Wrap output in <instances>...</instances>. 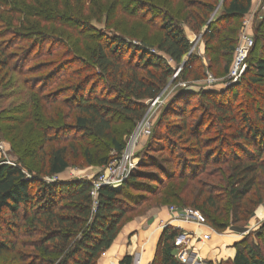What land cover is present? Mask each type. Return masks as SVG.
<instances>
[{
  "label": "trees",
  "instance_id": "obj_1",
  "mask_svg": "<svg viewBox=\"0 0 264 264\" xmlns=\"http://www.w3.org/2000/svg\"><path fill=\"white\" fill-rule=\"evenodd\" d=\"M252 1L0 0V8L6 10L0 11V101L15 88L16 94L26 92L17 108L42 111L37 119L14 118L12 131L0 126V139L11 145L13 157L9 163L0 159V253L15 252L21 244L29 251L21 255L24 264H97L121 231L123 219L151 199L192 208L217 232L248 222L264 201L259 177L264 174V123L260 119L263 126H254L247 112L240 113L239 120L230 114L240 87L260 97L264 106V51L247 59L241 81L222 92L180 91L152 133L157 152L168 151L167 158L142 160L119 188L101 186L93 194L94 180L60 176L79 151L92 161L87 141L104 143L120 155L121 137L143 119L148 102L171 80V65H184L177 80L186 81L197 72L195 56L182 62L192 45L182 25L194 32L206 27V50L217 57L224 51L228 71L236 37L232 25L249 13ZM218 3L222 11L209 22ZM92 21L102 22L104 29ZM254 35L255 42L264 40L259 26ZM18 43H26L25 48L7 52ZM40 57L52 60L38 62ZM45 70L46 75L31 82L24 78ZM65 77L69 82L56 88L54 97L43 94L46 85ZM101 83L104 86L97 92ZM192 95L203 111L194 125L186 114ZM211 111L227 115L222 120L237 125L233 140H201L203 118ZM5 119L0 117V125ZM178 139L182 146L193 142L195 153L173 159ZM215 141L219 144L209 148ZM112 159L104 156L100 164ZM204 177L222 186L210 185ZM177 235L171 226L162 230L151 264H181L173 257ZM233 247L234 258L218 264H264L260 246L249 236ZM132 262L133 257L125 256L119 264Z\"/></svg>",
  "mask_w": 264,
  "mask_h": 264
},
{
  "label": "rangeland",
  "instance_id": "obj_2",
  "mask_svg": "<svg viewBox=\"0 0 264 264\" xmlns=\"http://www.w3.org/2000/svg\"><path fill=\"white\" fill-rule=\"evenodd\" d=\"M2 10L3 9L0 8V11ZM3 11L6 12V10ZM221 11H222L221 3L215 4L214 11L211 13L209 17V22L216 19L220 15ZM246 23H248L247 26H244V24ZM91 24L99 29L102 30L104 29V25L102 22L97 23L96 21H92ZM232 26H234L236 30L234 51L230 56L228 71H225L224 67H225V62L227 60V56L225 52L221 50L219 52V56L217 57L216 54L209 55V53L206 50V38L203 37V35L205 34L207 28L204 27L199 32H194L191 31L188 26L182 25L183 32L186 38L189 40L190 43H192L190 53L183 58L182 62L186 63L190 55L195 56L197 61L195 63V68H197V72L193 73L192 75H189L188 80L186 81L177 80V77L179 76V72L183 70L184 65H178V66L171 65L174 68V72L178 70L177 71L178 74L175 77L173 76L171 78V80L167 83L166 87L160 93L158 98L153 101V103L149 102L147 104V110L143 119L138 124L135 125V127L130 133L124 134L121 137V141L123 143L122 153L120 155H117V153L114 150L105 147L104 143L97 144L94 143L93 141L92 142L87 141L89 143L87 147L91 150L92 161L86 160L83 154L81 153V151H79L78 157L71 158L69 168L62 176H60V178L65 180L72 178H83L87 180L99 181L102 178L115 175L117 171L119 172V170H117L118 167H120V169L124 167L128 169V166H130L131 164L132 166H135L134 169H138L142 160L148 161V159L152 157L166 159L167 158L166 155H168L169 152L165 150L164 153H158L156 150V144L152 136V133L156 129L157 126L156 123L160 115L166 109V107L169 106V104L174 100L175 96L180 91L181 93L186 92L192 94H197L198 92H202V91L207 93H219L229 88V85L227 83L229 82L230 73L235 59L236 47L238 46L243 34L247 33L253 39V46L247 55L246 64H247V59L248 61L249 59L254 60L263 55L261 53L262 51H264V40L255 42L254 30L259 26L262 34L264 35V0H253L249 13L239 23H234ZM6 38L8 37L6 36L5 40ZM25 46L26 43H18L16 45H13V48L7 52L18 53L20 50L25 48ZM31 58L33 59L34 57ZM39 60L40 61L38 62H41L43 60H45L44 62H46L52 59L48 57H40ZM167 62L171 64L169 60H167ZM75 68L76 67L73 66L71 71L74 70ZM247 68H248V64H247ZM46 72L47 70L40 71L32 75H26V77L24 78H26L28 81L31 82L32 81L31 78H34L35 76H42L44 74L46 75ZM68 82H69V77H65L64 79L58 80L54 83H50L46 85L45 88L43 89L44 90L43 94L49 93V97H54L53 95L54 90L61 86H66ZM103 86L104 85L101 83L98 87L97 92L101 91ZM246 91L247 90L243 87L242 88L240 87L239 89L236 90V92H238L239 94L238 101L237 103H234L232 107L234 111L230 115L235 116V118L239 120L241 115L240 113L247 112L248 118L254 126H263L262 124L259 123L260 119L264 123V106L262 100L260 97L258 96L255 97L247 93ZM234 92L235 91H232V93ZM16 93H17V89L12 88L7 91L8 97L4 99V101H0V117L5 116L6 118L5 119L6 122L1 124L0 126L3 128L5 132L13 130L14 126L16 125L14 118H22L23 116H28L32 119H37L39 118V116L42 117L41 114L42 111L40 108L38 109L32 107H29L28 109L24 107L17 108L18 107L17 100L22 96L25 97L26 92H23L21 95ZM253 99H255L254 102H251ZM187 100H188L187 101L188 105L186 106V114L190 116L188 118V122L190 125L192 124L194 125L196 124V122L200 120L203 111L201 110V104L199 103L198 97L192 95L188 97ZM251 103H253L252 107H248V105ZM238 105L240 107H238ZM1 106L6 109L1 110ZM7 109L12 110L13 112L16 113H12L10 111L11 113L9 114L7 113ZM223 117L226 118L227 115H221L218 112L211 111L210 113H208V115H206L203 118V121H205V127L203 129L205 133H203V135L201 136V140L206 141L212 138H213L212 140H215L216 138H222L221 142L228 141L231 138V136L235 134L237 125L236 126L231 125L228 119L222 120ZM241 126L243 125L241 124ZM118 127L119 130L123 129V126L121 124H119ZM161 133H162V138H164L165 136L164 131L162 130ZM174 139L176 140L177 138L174 137ZM180 143L181 142L178 139V141L176 142L177 147L175 148L176 149L175 155L172 157L173 159L177 160L179 157H181L180 155L182 154L186 155L188 152L195 153V149L197 146L194 145L193 142H190L189 144H185L183 146L180 145ZM218 144L219 142L215 141L213 145L210 146L209 148H214ZM10 150H11V145L8 142L4 141L3 139H0V159L6 160L7 163L12 162L13 157L10 154ZM104 156L113 159L110 160L108 164L101 165L100 160ZM121 157H123V159H121ZM187 158L191 159V157H187ZM262 158H264V154ZM132 169L128 171L127 177L130 175ZM211 170H213L212 167L207 170V173L210 172ZM259 177H260V181H262L264 184V174H261ZM202 180L210 185L213 184L217 186H222V184H220L216 179L213 178L207 179V177H204V179ZM130 192L132 194L135 193L134 191H130ZM177 210L198 212L189 207L182 208L173 205H161L160 203H158L156 199H151L149 202L142 204V206L138 210L134 211L131 214H128L125 217V219H123L122 228L128 226L130 223H137V224L142 222L148 223L150 221L149 219H151L152 217H156V215L162 212H167L169 215L172 214V219H174L173 216L177 215L178 212ZM179 220L180 219L177 218L178 222H182ZM197 227H201V228L203 227L205 228L204 231L206 230V232H208V233H201L199 234L200 236L204 234H208L209 236L219 235L222 236L223 238L230 237L240 240L244 237L249 236L250 242H254L260 246L261 248L260 251L264 257V230H263L264 201L255 210L249 221L246 223L231 225L222 232L215 231L208 223L205 222V220L203 225ZM261 230L262 233L258 236ZM193 234L194 235L192 236V239L189 241V244L192 248L191 250L194 249L193 243H195L196 240L200 237L195 233ZM21 240L22 239H18L19 242ZM222 245H223L222 247L226 249L225 248L226 244H222ZM228 246H230V243H228ZM26 252H29L28 249H26L23 245L19 244L16 246L15 252L5 251L0 253V264H24L22 261H20V258L21 255H23ZM227 260H232V258L229 257L226 260H221V261H227ZM221 261H215L214 264H218ZM205 262L206 261H203L200 264H205ZM134 263L136 262L135 259L133 258L132 264Z\"/></svg>",
  "mask_w": 264,
  "mask_h": 264
},
{
  "label": "crops",
  "instance_id": "obj_3",
  "mask_svg": "<svg viewBox=\"0 0 264 264\" xmlns=\"http://www.w3.org/2000/svg\"><path fill=\"white\" fill-rule=\"evenodd\" d=\"M149 220L148 223H130L128 226L123 227L111 247L99 258L97 264H119L125 256L133 257L136 262L134 264H151L163 230V224H172L173 227L180 226L187 233L197 235L208 233L206 230L204 231L205 228L203 227H197L186 222L172 221V214L169 215L167 212H162ZM239 240L210 235L209 240L205 242L196 241L193 243V253L201 258V262L214 263L215 261L226 260L229 257L233 259L235 255L233 246ZM228 243H230V246H228ZM222 244H226V249L222 247ZM193 258L190 255L186 264H199Z\"/></svg>",
  "mask_w": 264,
  "mask_h": 264
},
{
  "label": "built area",
  "instance_id": "obj_4",
  "mask_svg": "<svg viewBox=\"0 0 264 264\" xmlns=\"http://www.w3.org/2000/svg\"><path fill=\"white\" fill-rule=\"evenodd\" d=\"M247 24L248 23L244 24V26H247ZM252 46H253V39L251 38V36H249V34L247 33L243 34L238 46L236 47L235 59L233 62L231 73H230L229 82L227 83L228 85L236 84L241 80L247 68L246 58ZM177 71L174 72V75H173L174 77L178 74ZM153 101H150V103H153ZM121 159H123V157H121ZM134 167L135 166H132L131 164L130 166H128V169L125 167L120 169V167H118L117 170H119V172L117 171L115 175L102 178L99 181H93L92 182V185L94 187L93 194L101 186L119 188L124 182V180L127 178L128 171H130L132 168H133L132 170H134ZM177 211H178L177 215L173 216L174 219H172L174 221H177V218H178L180 219L179 221L186 222V223L190 222L197 226L203 225L204 223L202 216L198 212H195V211L189 212L187 210H177ZM167 226L173 227L172 224H164L162 228H165ZM173 228H175V230H178V235L176 236L174 243H173V257L176 260H178L181 264H186L188 257L192 255L194 257L193 260L200 264L201 258H199V256L193 253V250H191L192 248L189 244V241L192 239V236L194 234L187 233L180 226H174ZM209 238L210 236L208 234H204L200 236L196 241L205 242L209 240Z\"/></svg>",
  "mask_w": 264,
  "mask_h": 264
},
{
  "label": "water",
  "instance_id": "obj_5",
  "mask_svg": "<svg viewBox=\"0 0 264 264\" xmlns=\"http://www.w3.org/2000/svg\"><path fill=\"white\" fill-rule=\"evenodd\" d=\"M164 229V228H163Z\"/></svg>",
  "mask_w": 264,
  "mask_h": 264
}]
</instances>
